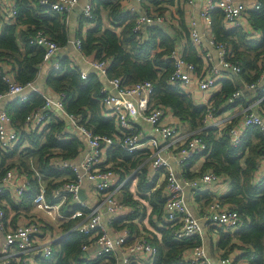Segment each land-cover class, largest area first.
Wrapping results in <instances>:
<instances>
[{
    "label": "built area",
    "instance_id": "built-area-1",
    "mask_svg": "<svg viewBox=\"0 0 264 264\" xmlns=\"http://www.w3.org/2000/svg\"><path fill=\"white\" fill-rule=\"evenodd\" d=\"M78 2L79 0H38L40 6L64 14L65 17L78 5ZM195 2L196 0H186L188 6H193ZM16 3L17 0H0V30L5 24L16 22ZM259 8L260 5L257 2L250 10H247L236 0H204L199 13L205 26L210 27L211 13L217 10L222 15L224 27H238L245 32L249 39H254V33L249 29L246 13ZM92 12L93 8L89 2L82 8L81 14L85 19H91ZM167 22L166 12L143 15L135 19L132 33L139 38L144 25H163ZM188 40L198 54L204 56L205 60H209L210 55L205 52L201 36L194 26L189 30ZM29 44L43 50L41 65L52 62L53 70L59 69L60 65L54 62V58L61 47L48 34L42 30H35ZM71 44L77 52L81 53L80 38L72 41ZM211 45L217 51L218 62L217 64L210 63L200 75L196 74L195 65L184 59L183 46L175 47L169 57L173 63V71L167 80L168 85L177 88L187 96L192 95L194 91L198 92L201 98L203 97L202 104L206 110V114L201 120V127L182 139L181 143L176 129L166 123L171 110L152 101L154 90L152 83L148 81L126 86L119 78L108 80L114 93L102 89L99 103L101 115L114 121L115 133L99 135L86 128L85 123L79 117L67 113L63 93H56L54 98L50 97L41 89L34 87L32 82L21 85L15 81L11 74L2 73L0 70L1 80L6 86V90L0 92V104L6 98L26 102L32 95H37L44 100L41 108L26 116L22 134L48 132L49 123L56 117L54 113H58L69 121L70 129L79 133L88 146L86 155L78 164L54 154L50 159L49 166L59 175H65L64 180L54 184V188L48 194L49 201L46 200V185L39 183L38 194L32 202L33 209L44 213L56 223L62 220L76 221L72 230L84 238L81 253L86 255L92 250V253L88 255V260L98 261V264H153L157 254V248L150 242V237H146V234L132 233L125 225L126 223L122 221L121 225L112 229L113 236H111L109 228L103 222L100 214L101 208H104L107 214L112 215L113 219L107 223L109 226L113 224L114 219L130 221L128 218L137 213H139V217L144 213L146 222L152 211L151 205L144 196L148 194L132 190L128 185L129 180L139 172L141 166L127 174L121 165L107 166L104 164L105 153L115 148L127 154L148 149L147 182L152 184L153 179L159 173H163L165 176V186L162 192L164 199L163 221L168 224L175 241L200 240L205 226L221 228L224 232H233L241 226L237 212L222 205L217 199H213L206 206L205 214L200 218L192 213L185 199V188L191 192L190 197L194 198L195 189L199 183H214L219 186L226 183L223 175H217L212 171H208L199 179L194 180H187L182 176L185 167L195 157H204L208 153L206 143L201 138V131L209 128L222 131L225 126L230 125L227 136L232 148H237L240 145L243 134L251 128H256L264 133V107L261 106L264 101V58H261L258 63L259 77L257 80L246 82L241 79V66L231 61L233 58L231 47L228 44L215 43L213 39ZM89 64L95 72L106 77L111 61L94 59ZM228 73L241 80L236 90L223 101V106L241 104L247 93L254 92L255 95L253 104L241 108L242 118L235 124H232L234 117L225 119L223 123L220 122L222 120L218 121L212 101L219 81L224 74ZM80 75L83 80L88 77L86 72L81 71ZM122 98L130 99L135 103L138 115L151 129L152 136H146L141 130L131 125L128 108ZM21 133L15 129L7 112L0 111V149L5 154H9L19 143ZM61 137V133L56 136L58 139ZM172 160L179 170L172 168ZM258 169L257 182L264 176V156L259 162ZM17 173V170H9L0 179V195L8 193L18 204L22 196L29 191L30 183L25 176L19 178ZM36 178L40 180L39 172H36ZM84 181L91 184L89 190L99 195L95 205L91 206L79 197ZM122 193L131 195L133 204H130L129 207L123 198H119ZM67 205L77 208L65 217L61 213V208ZM5 207L6 205L0 201V260L2 264L25 263L22 258L31 252L49 258L52 254L53 238L51 234L42 232V229L45 230L46 227L42 223L43 221L37 216H25L26 218L20 219V223L17 222L14 227H11L8 225L9 217L6 215ZM240 256V251L233 252L226 258L219 257L216 264H232ZM181 261L183 264H214L206 255L202 244L187 249L182 254ZM247 264L249 263L247 262Z\"/></svg>",
    "mask_w": 264,
    "mask_h": 264
},
{
    "label": "trees",
    "instance_id": "trees-1",
    "mask_svg": "<svg viewBox=\"0 0 264 264\" xmlns=\"http://www.w3.org/2000/svg\"><path fill=\"white\" fill-rule=\"evenodd\" d=\"M255 1L260 8L247 11L246 14L252 30L260 34L259 40L249 39L238 27L226 30L220 12L215 10L211 13L210 30L214 42L228 44L231 47L233 55L231 61L241 66V79L246 82L257 80L259 77L258 63L261 58H264V0ZM148 3L156 12L162 13L163 5H171L173 0H148ZM16 4V22L7 23L0 30V70L5 73L2 68L9 65L11 71L7 73L11 74L16 82L25 85L34 81L42 64L43 50L29 44L34 31L42 30L62 48L66 45L68 30L65 15L40 6L38 0H17ZM90 4L93 8L92 18L85 19L81 15L80 25L82 27L83 24H94L95 27L84 34L78 32L77 36L81 39V53L93 56L95 59L110 60L111 65L106 74L108 80L119 78L126 86L144 81L152 83L154 90L152 101L169 108L174 116L181 123H187L191 130H198L206 114L205 107L195 106L186 94L167 83L173 71V63L169 59L175 49L173 39L158 27L148 30V39L143 34H141L142 37L137 38L132 33L135 19L128 15H120L119 0H91ZM104 12L107 13L110 22H117V26L121 28L119 34L109 29H102L101 15ZM19 27L22 29L18 33ZM152 50L158 51L151 53ZM184 59L194 64L199 62L195 57L190 61L186 57ZM59 65L57 71L52 70L49 73L45 85L53 92L65 95L64 105L67 113L79 117L85 123L86 128L94 134L112 135L115 133L114 121L101 115L99 100L102 96V80L92 75L83 80L78 69L70 67L66 58L60 60ZM236 88L226 84L217 94L213 95L212 101L216 115L224 107L223 101ZM5 90L6 86L0 76V92ZM11 99L5 111L15 129L21 133L26 116L41 108L44 100L37 95L30 96L26 102ZM261 106L264 107V101ZM53 119L49 123L48 132L29 135L21 133L19 143L9 154H5L0 149L1 179L10 168L5 167V159L11 158L24 144L30 146L29 149L24 150L25 155L36 163L40 174L49 180L46 185L47 201H49V192L55 186L54 180L51 179L60 178V175L49 166L50 159L56 154L73 161L84 147V141L79 133L71 129L74 133L67 129L62 132L64 123L59 121L54 123L57 118ZM229 128L230 125H227L222 131L213 128L201 131V138L206 143L208 153L205 154V162L200 173L193 176L209 170L217 175H223L229 192L217 200L230 210H235L240 217L241 226L238 230L224 232L223 229H218L219 237L216 247L220 252V257L226 258L236 250L241 252L240 258L245 259L249 264H264V176L259 182L256 181L259 174V162L264 156V133L251 128L243 134L240 145L232 148L227 136ZM60 133L62 137L56 138ZM112 152L122 159L123 162L119 165L127 174L142 164L141 157L135 153L130 155L118 148ZM19 168L27 170L28 162L26 164L21 162ZM137 175L139 193L145 194L154 187L153 184H146V171L142 167ZM182 176L185 179L192 178L189 174V165L185 167ZM29 183V191L22 196L18 205L14 207L15 210L21 208L28 212L32 207V202L38 194V185L35 178L30 179ZM164 186L165 183L148 196L144 195L152 209L149 224L160 236L158 238L154 233H150L149 240L157 248L153 264H183L182 254L187 249L200 245L201 242L199 239L183 242L173 239L168 224L163 221L162 192ZM0 198L8 199V196L2 194ZM203 198L206 205L212 201L207 194H204ZM125 202L127 203L128 200ZM66 208L68 211L64 212ZM76 208L67 205L61 208V213L66 217ZM5 212L7 213L6 210ZM75 222L61 221L59 228L62 236L52 244L51 256L44 258L42 255H37L36 264H98V261H90L81 253L84 238L72 230ZM125 225L132 233L140 234L134 225L130 223Z\"/></svg>",
    "mask_w": 264,
    "mask_h": 264
},
{
    "label": "crops",
    "instance_id": "crops-1",
    "mask_svg": "<svg viewBox=\"0 0 264 264\" xmlns=\"http://www.w3.org/2000/svg\"><path fill=\"white\" fill-rule=\"evenodd\" d=\"M236 1L239 2L240 4H242V6L244 8H246L247 10H250L253 7L254 3L256 2L255 0H236ZM89 2H91V0H79L78 5L71 12L67 13V15L65 17V24H66V27L68 30L67 42H66V45L64 47H62L60 49V51L58 52V54L55 56L54 62L60 63V60L66 58V61L69 63L70 67H72V68L76 67L79 72H81V71L86 72V73H88V76L92 75V77L95 76V77L101 79L103 82L102 89H104L106 92L114 93V91L111 89V87L108 83V79L106 77L98 74L97 72H95L92 69V67L90 66L89 62L94 60L95 58L93 56L85 55L84 53L77 52L71 44L72 41L79 38L77 36L79 31L84 34V33H86L87 30H91L95 27L94 24H83L82 27L80 25L81 24L82 8ZM203 2H204V0H196L195 4L193 6H188L186 4V0H173V3L171 5L164 4L163 5L164 6L163 12L167 13L168 22L164 23L163 25H156V24H152L150 26L144 25L140 31V36H141V34H143V36L146 39H148V30L150 28H153V27H158L163 32L168 34L173 39L176 48H178L180 46L184 47V53H183L184 58L186 57V59L190 61L191 58L195 57V59L199 60V62L196 64L192 63L196 67V74L197 75H200L201 72L210 63L217 64V62H218L217 51L211 45V41L213 39V36H212L211 30H210V27H206L205 24L203 23L201 17H200L199 9L202 6ZM118 12L120 13L121 16L122 15H128L129 17H134V19H136L137 17L147 15V14L153 15L156 11L154 8H152L150 6V4L148 3V0H119ZM106 14L107 13L104 12L101 15L102 29H109V30H112L115 33L119 34L121 28L119 26H117L116 21H114L113 23L110 22ZM192 26H194L197 33L201 36L203 48L205 49V52L209 53V55H210L209 60H205L204 56L198 54L197 51L191 46L188 39H189V30L192 28ZM224 28L226 30L231 29L229 27H224ZM21 29L22 28L19 27L17 29V32L19 33ZM249 29L252 30L250 28V26H249ZM253 33H254V38L259 40L260 34L256 33L255 31H253ZM144 37H143V39H144ZM156 51H158V50H152L151 53L156 52ZM190 63H191V61H190ZM52 66H53L52 62L51 63H45V64L41 65L39 67V71L37 73V76L34 79V81H32V83H33L34 87L41 89L47 95L54 98L56 93L53 92L49 87H47L45 85V82H46V79H47L49 73L52 72V70H53ZM2 69L4 70V72H10L11 71V68L9 65L3 66ZM240 80L241 79L239 77H236L233 75L231 76L229 73L227 75L224 74L222 76V79L218 83L219 85L216 89L215 94H217L222 89V87L226 84H230V85H233L234 87H238L240 85ZM188 97L191 99V101L194 103L195 106H203V104H202V98L203 97L201 98V96L199 95L198 92L194 91L192 93V95H190ZM11 100H12L11 98H6L0 104V111L5 110L7 103L10 102ZM254 100H255L254 92L247 93L245 95L244 101L241 104H235L234 106L222 107V109L219 112L220 115L219 114L217 115L218 121L222 120L220 122L223 123V121L225 119H229V118L234 117V115H235L234 112H237V114L240 113V110L242 107H244L245 105L253 104ZM122 101L127 105L128 118H129L131 125L137 129L141 130L146 136H148V137L152 136L151 129L145 124L143 119L138 115L135 103L132 100L127 99V98H122ZM252 109L254 110V108H252ZM54 116H56V117H54V119L57 118L54 121V123H56L58 121L64 123V127L62 129V132L66 131V129L71 131L70 130V123L65 117H63L62 115H60L58 113H54ZM102 117H103V115H102ZM166 123H168L174 129H176L177 135L180 138L179 139L180 143L182 142V139L186 138L188 135H190L191 133L194 132L193 130H191V128L189 127V125L187 123H181L179 121V119L176 116H174L172 111H170L168 118L166 119ZM71 132H73V131H71ZM81 139L84 141V147L82 150H80L79 156L76 159H74L73 161H71L75 164L80 163L88 151V146H87L85 140L82 137H81ZM29 148H30V146L27 144H24L22 147H20L11 158L5 159V167H7V166L10 167L7 171L17 170L18 171L17 174L20 176V177L18 176L19 178H21L23 176H25L28 180L35 178L37 181V185L39 183H41L43 185H47L49 180L46 179L42 174H40V172L37 169L36 163L32 160H29L27 158V156L25 155L24 150L29 149ZM147 152H148V149L138 150L135 152V154L138 157L139 156L141 157V159H142L141 167L145 171L147 170V167L149 164V160L147 158V154H148ZM205 158H206V156H204V157L197 156L191 161V163L189 164V174L192 176V178L187 179V180L199 179L200 176H202L203 174L208 172V171H205L203 174H200L198 176H193L195 174L197 175L200 173L202 166H203V163L205 162ZM34 159L36 160V158H34ZM103 159H104V161H103L104 164L107 166L108 165L109 166H117L121 162H123L122 159L119 156H116L115 154H113L112 151L106 152ZM21 162L25 163V164L28 162L29 168L27 170H30V171H27L24 168H23L24 170L19 168ZM171 166L173 169L179 170L178 166L176 165V163L173 160L171 161ZM36 172H39V174L41 175L40 180H37ZM130 172H132V171H130ZM138 173L139 172H137L136 175L133 176L128 182V185L131 186V189L135 190V191L138 190V188H137V185L139 182L138 175H137ZM64 177H65V175H60V178L51 179V180H54L53 184H57L60 181H63ZM164 182H165L164 174L163 173L157 174L152 181V184L154 185V187L150 191L146 192L145 194H150L155 189H158L162 184H164ZM146 184L148 185L147 181H146ZM89 186H91V184L88 181H84L82 188H81V190H83V192H84V199H81V200L92 206V205H95L97 203V200L99 199V195L94 194L91 190H89ZM185 189H186V192H185L186 203L189 206L193 202L192 206L194 208L193 209H191L190 207L189 208L192 211V213L196 217H199V218L205 214V208L210 203L209 202L207 205L205 204V199L203 198L204 194L209 195L210 198L213 200V199H219V198L227 195L229 192L228 185L226 183L223 184L222 186L215 185L214 183H211V184L199 183L197 188L195 189L196 193H195L194 198H191L190 197L191 192H189L187 188H185ZM3 194H7V196H8V199L0 198V201L3 202L4 205H6L5 210L7 211V213H6L7 217H9L8 218V220H9L8 225L9 226L14 227L17 222L20 223V219H23V218H26L27 216H30L29 213L26 214L27 212L22 210L21 208H17L15 210L14 207L18 204L16 203L14 198L8 193H3ZM119 198H123L124 201L128 200V202L126 204H128L129 202H130V204H133L132 203L133 201L131 199V195H129V193H122V195H119ZM197 198H199V199H197ZM130 204H128L127 207H129ZM29 210L31 211V210H35V209H33L31 207ZM35 211H37V210H35ZM66 211H68L67 208L64 210V212H66ZM12 214H14L13 221H12V217H11ZM36 214H38V213L36 212ZM36 214L34 216H36ZM100 214L102 215V219H103L104 224H106L107 228H109L108 230H109V233L111 236H113L112 229L117 228V226L121 225L122 224L121 222L123 221L125 223H130V224L134 225L136 227V230H138V233H140V235L146 234V237H150V233H154L159 238V235L157 234V232H155V230L149 224V221H148L149 217H148V220L146 222L144 221V218H145L144 213L142 214L141 217H139V213L129 217L128 220H130L131 222L125 221L122 219H114L113 224L110 226L107 223L110 219H113L112 215L107 214L104 208L100 209ZM49 220H50V223H48V222L46 224L43 223L46 227H45V230H44V228L42 229V232L47 233V234H51L52 238H53L52 241L54 243L55 241H57L62 236L61 230L59 228L61 221H59V223H56V222L52 221L50 218H49ZM205 227L208 229H211V234L213 236L217 235V238L214 241L213 236H211V238H209V237L207 238L204 235V232H202V236L200 239V242L203 245L205 252H206V255L208 256L209 260L212 263L216 264V262H218V259L220 257V252L218 251V249L216 247V242L218 241V237H219V233L217 232L218 228L208 227V226H205ZM143 230H145L146 232H144ZM57 232H60V234L56 236ZM235 252H238V251L235 250ZM91 253H92V250H90V252L84 256L86 258H88V255ZM35 255L40 256V254H38V253L35 254V252H31V253L27 254V256L22 258V261H25V263L22 262V264H36V260H35L36 256ZM0 264H2L1 260H0ZM14 264H18V263L15 262ZM232 264H247V261L245 259H241L239 257L237 259V261L232 263Z\"/></svg>",
    "mask_w": 264,
    "mask_h": 264
},
{
    "label": "rangeland",
    "instance_id": "rangeland-1",
    "mask_svg": "<svg viewBox=\"0 0 264 264\" xmlns=\"http://www.w3.org/2000/svg\"><path fill=\"white\" fill-rule=\"evenodd\" d=\"M234 118H233V120H232V124H235L236 122H238V121H240L241 120V118H242V114H241V112L240 113H238L237 114V112H234ZM220 115V114H219ZM193 203V202H192ZM192 203H191V205H189V207L191 208V209H193L194 207L192 206ZM11 209V208H10ZM36 212L38 213V214H36ZM30 214V216L32 215V216H34L35 214H36V216H38L43 222L42 223H44V224H46L47 222L48 223H50V220H49V218L47 217V216H45V214L44 213H42V212H39V211H35V210H29L26 214ZM9 214V213H8ZM15 214V213H14ZM14 214H12L11 215V217H12V221H13V217H14ZM40 214V215H39ZM27 217H29V216H27ZM39 221V220H38ZM40 222V221H39ZM203 232H204V235L208 238H211V236H213L212 234H211V229H208V228H206V227H203ZM217 232H218V230H217ZM60 234V232H57L56 233V236L57 235H59ZM213 238H214V241L216 240V238H217V235L216 236H213Z\"/></svg>",
    "mask_w": 264,
    "mask_h": 264
},
{
    "label": "water",
    "instance_id": "water-1",
    "mask_svg": "<svg viewBox=\"0 0 264 264\" xmlns=\"http://www.w3.org/2000/svg\"><path fill=\"white\" fill-rule=\"evenodd\" d=\"M79 197H80V199H84V192H83V190H80Z\"/></svg>",
    "mask_w": 264,
    "mask_h": 264
}]
</instances>
